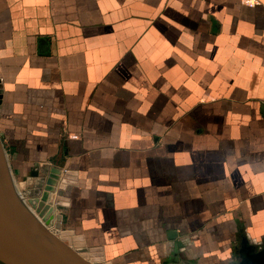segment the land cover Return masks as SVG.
<instances>
[{
  "label": "crops",
  "instance_id": "0c3cea01",
  "mask_svg": "<svg viewBox=\"0 0 264 264\" xmlns=\"http://www.w3.org/2000/svg\"><path fill=\"white\" fill-rule=\"evenodd\" d=\"M0 89L12 174L58 170L54 207L72 172L71 247L232 264L264 240V0H0Z\"/></svg>",
  "mask_w": 264,
  "mask_h": 264
},
{
  "label": "water",
  "instance_id": "95a60500",
  "mask_svg": "<svg viewBox=\"0 0 264 264\" xmlns=\"http://www.w3.org/2000/svg\"><path fill=\"white\" fill-rule=\"evenodd\" d=\"M58 173L55 169L48 173L39 205L33 210L32 204L27 203L13 186V175L0 135V264H105L98 249L71 247L67 232L61 230V216L52 215L55 206L65 205L61 196L72 172H65L59 181L54 207H46L48 194L55 192ZM31 209L44 216V222ZM51 221L53 225L48 227ZM235 254L232 264H264V240L254 245L242 236Z\"/></svg>",
  "mask_w": 264,
  "mask_h": 264
},
{
  "label": "rangeland",
  "instance_id": "374dc122",
  "mask_svg": "<svg viewBox=\"0 0 264 264\" xmlns=\"http://www.w3.org/2000/svg\"><path fill=\"white\" fill-rule=\"evenodd\" d=\"M8 157V156H7ZM13 175V180L15 181V183L17 184V187H19V192L22 194V197H24V199H25V201L27 202V203H31L32 204V208H33V210H36V208H37V206L39 205V203L38 202H40V196H41V194H42V192H44V190H45V186H46V180H47V178H48V176L46 177L45 176V178L44 179H42L41 181L40 180H38V181H31V183H30V185L28 186L26 183H24V181H23V179L22 178H16L15 176H14V174H12ZM32 178H33V176H32ZM35 178V177H34ZM51 194L52 193H49L48 194V197H50L51 196ZM29 201V202H28ZM48 201H49V198H48ZM47 206H49V207H53V206H51V203L49 204H46V207ZM56 208V207H55ZM54 208V209H55ZM47 209V211H48V208H46ZM46 209H45V211H46ZM53 212H54V210H53ZM47 213V212H46ZM54 213H52V215H53ZM52 225L51 224H49V226L48 227H51Z\"/></svg>",
  "mask_w": 264,
  "mask_h": 264
},
{
  "label": "bare ground",
  "instance_id": "6f19581e",
  "mask_svg": "<svg viewBox=\"0 0 264 264\" xmlns=\"http://www.w3.org/2000/svg\"><path fill=\"white\" fill-rule=\"evenodd\" d=\"M18 184V183H17ZM17 184L15 183V181L13 180V186L15 187V189H16V191H17V193H19V194H21L20 192H19V187H17ZM22 195V194H21ZM31 211L34 213V211L31 209ZM35 215H36V217L41 221V222H44L43 220L45 219V217L44 216H40V215H38V214H36V213H34ZM46 214V213H45ZM49 230V229H48Z\"/></svg>",
  "mask_w": 264,
  "mask_h": 264
}]
</instances>
